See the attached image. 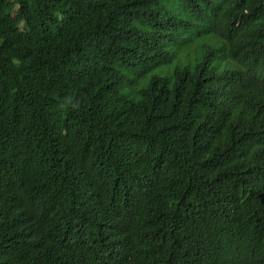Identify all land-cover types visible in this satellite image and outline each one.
<instances>
[{"label": "trees", "instance_id": "trees-1", "mask_svg": "<svg viewBox=\"0 0 264 264\" xmlns=\"http://www.w3.org/2000/svg\"><path fill=\"white\" fill-rule=\"evenodd\" d=\"M0 264H264V0H0Z\"/></svg>", "mask_w": 264, "mask_h": 264}, {"label": "rangeland", "instance_id": "rangeland-1", "mask_svg": "<svg viewBox=\"0 0 264 264\" xmlns=\"http://www.w3.org/2000/svg\"><path fill=\"white\" fill-rule=\"evenodd\" d=\"M195 46H184L183 51L189 52L193 50ZM174 71V64L162 66L157 69H151L150 71H144L143 69H137L130 71L128 74V80L126 87L119 90L120 94L131 99L132 101H138L140 99L139 91L144 89L153 75L164 74L172 75Z\"/></svg>", "mask_w": 264, "mask_h": 264}]
</instances>
